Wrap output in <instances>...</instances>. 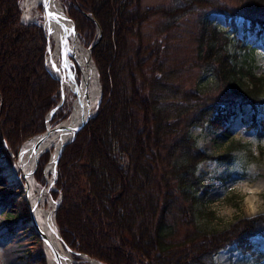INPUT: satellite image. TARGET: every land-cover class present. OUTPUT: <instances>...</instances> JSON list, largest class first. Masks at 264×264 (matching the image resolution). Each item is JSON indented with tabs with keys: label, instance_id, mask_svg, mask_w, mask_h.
Masks as SVG:
<instances>
[{
	"label": "trees",
	"instance_id": "trees-1",
	"mask_svg": "<svg viewBox=\"0 0 264 264\" xmlns=\"http://www.w3.org/2000/svg\"><path fill=\"white\" fill-rule=\"evenodd\" d=\"M240 1L237 11L213 0H185L163 15L175 21L208 8L229 13L234 26L240 15L252 29L257 25L264 29V0ZM69 3L68 12L86 46L97 38L99 29L102 32L92 51L102 100L97 115L59 158L56 190L51 195L60 199L56 223L63 243L104 264H207L229 245L248 250L253 236H264V214L239 219L223 230L199 223L198 193L206 180L197 174L198 166L210 159L228 161L231 156L201 150L190 128L224 127L251 107L253 124L263 129L260 138L264 137V122L257 120L259 109L264 108V77L247 65H238L236 56L225 49L227 35L204 17L198 24L195 62L213 67L218 82L214 92L199 84L196 90H181L164 61H159L163 54L159 48L147 58L141 56V46L131 53V39L140 37L143 21L159 11H133L139 0ZM21 14V0H0V76L8 59L7 48L2 52L4 45L15 54L16 74L31 73L29 81L24 78L27 92L15 107L8 103L7 87L0 81L4 128L0 152L7 144L13 155L28 139L46 131L48 115L61 97V83L46 64V32L38 23L22 22ZM46 86V93L40 95ZM118 104L123 107L115 115ZM66 109L65 102L49 123L54 126L67 118ZM13 116L11 127L8 118ZM49 156H41L35 172L42 184ZM3 194L0 207L10 201L9 194Z\"/></svg>",
	"mask_w": 264,
	"mask_h": 264
},
{
	"label": "rangeland",
	"instance_id": "rangeland-1",
	"mask_svg": "<svg viewBox=\"0 0 264 264\" xmlns=\"http://www.w3.org/2000/svg\"><path fill=\"white\" fill-rule=\"evenodd\" d=\"M58 1H60L67 15L70 16L68 12L70 0ZM213 1L232 9H239L237 11H240L242 7L240 0ZM25 2L26 0H21L22 22L43 24V7L39 6V15H37L36 11H32L30 19L25 13ZM183 4H185V0H139V7L133 9V11L144 13L147 9H153L159 12L151 14L143 21L140 37L133 38L130 41L131 53L141 46V56L147 58L149 53L157 47L160 53L163 52L159 61H164V68L169 73L171 72L176 86H179L181 90H196L198 88L197 84H199V87H207L210 92H214L213 89L216 88L218 82L214 74V68L204 67L195 62L199 20L207 17L218 27L222 35H227L228 42L225 45V49L236 56L235 61L238 65H247L253 70L254 74L264 77V29L259 25H257V28L252 29L250 21H246L240 15L236 16L234 26L229 13L213 12L208 8L176 17L174 18L175 21L163 15V11L175 9ZM43 30L47 34L44 28ZM4 40L8 41L5 37ZM161 48H164V51ZM9 49L11 48L8 45L2 47V52L6 51L8 59L4 63L0 81L7 87L8 103L15 107V104L17 105L19 102L20 95L27 92L28 86L25 85L24 78L29 81L31 73L28 70L27 74L20 72L16 74V71L13 70L15 54L12 55L11 50L10 54ZM144 54L146 55L144 56ZM111 62L115 63L114 58H111ZM153 62L154 60H151V63ZM75 71L76 77L79 79V67H76ZM197 80L199 83H197ZM42 89L39 92L40 95L46 93L47 86ZM72 98L73 95L71 94L67 99L66 105L68 109L73 106ZM16 101L18 102L16 103ZM121 107H123L122 104L116 106L115 115L120 111ZM25 108L27 107H23L25 112L23 114L27 115L28 110L26 111ZM259 110L257 120L264 122V108ZM2 112L3 99L0 93V135L4 132L1 120ZM253 114L251 107H247L243 115L231 118L224 127L214 128L211 124H206L202 127L193 126L190 128V132L201 150L214 156L224 153H229L231 156L228 161L206 160L200 163L197 169V174L203 176L206 180L205 186L198 193L201 198L199 202L201 220L199 223L208 229L223 230L229 228L232 223L239 219L264 214V211H260L251 215L241 214L232 219H221L211 211V206L225 198L236 184L243 181L264 183V171L257 174L249 170V164L254 159L250 152L251 143H264V137L260 138V132H263V129L253 124ZM13 118L14 116L11 120L8 118L11 127L12 122H14ZM28 142H25L24 145ZM4 146L5 151L0 152V199L4 196L3 193H8L10 196L8 200L10 201L0 207V264H47L40 250L37 249V245L42 242V237L33 223H30L31 211L25 194V179L15 181L9 178V170L16 164L20 154L13 155L11 147L9 148L7 144ZM45 174L47 176L45 184H38L41 189H48L46 204L54 203L56 210L58 200H54L51 197V193L56 188L52 185L49 187V175L46 170ZM180 228L182 230L187 229L186 227ZM250 245V248L245 251L238 248L236 244L229 245L213 255L207 264H264V236L259 234L253 236ZM73 256L75 257V254ZM75 258L81 259L80 256ZM79 264L91 263L84 260Z\"/></svg>",
	"mask_w": 264,
	"mask_h": 264
},
{
	"label": "bare ground",
	"instance_id": "bare-ground-1",
	"mask_svg": "<svg viewBox=\"0 0 264 264\" xmlns=\"http://www.w3.org/2000/svg\"><path fill=\"white\" fill-rule=\"evenodd\" d=\"M53 14L44 11L43 18L45 30L51 40V48L47 57L48 65L52 67V74L60 81L65 99L73 95L72 107L66 109L67 119L52 134L47 136L39 147L38 152L32 151L33 141L26 143L19 155V159L9 170L10 179L22 181L25 179V194L31 211L30 223L45 236L37 249L46 260L47 264H79L84 260L94 264V260L86 255L76 259L72 251L65 249L59 235L55 220V204H46L48 189H41L31 170L34 166L37 154H50V162L46 166V173L49 175V187L53 183L55 172L54 159L59 152L62 143L70 141L74 137L76 128L83 118L95 115L98 101L101 96V83L98 69L89 57L87 48L81 40L74 38L72 23L67 13L58 0H48ZM43 0H26L25 13L31 19V12L36 11L39 15V6H43ZM51 14V15H50ZM67 29V31H65ZM68 36L69 42L63 50L62 43ZM66 62V65L63 64ZM76 64L81 69V75L77 79L73 68ZM55 65V67H53ZM29 243V241H27ZM54 252L60 254L59 260H55ZM97 264H103L96 262Z\"/></svg>",
	"mask_w": 264,
	"mask_h": 264
},
{
	"label": "clouds",
	"instance_id": "clouds-1",
	"mask_svg": "<svg viewBox=\"0 0 264 264\" xmlns=\"http://www.w3.org/2000/svg\"><path fill=\"white\" fill-rule=\"evenodd\" d=\"M250 152L254 159L249 170L257 174L264 171V143H251ZM211 211L221 219L264 211V183L243 181L236 184L225 198L211 206Z\"/></svg>",
	"mask_w": 264,
	"mask_h": 264
},
{
	"label": "water",
	"instance_id": "water-1",
	"mask_svg": "<svg viewBox=\"0 0 264 264\" xmlns=\"http://www.w3.org/2000/svg\"><path fill=\"white\" fill-rule=\"evenodd\" d=\"M43 1H45V2L43 3V5H44V8H45L46 12H47V13H51V14H53V11H52L51 7L48 5V4H49V1H48V0H43ZM88 16H89V15H88ZM67 17H68L69 21H71V23H72V29H73V33H74V38L78 40V39H79V34H78V31H77L76 24H75V22L73 21V19H72L69 15H67ZM89 17L91 18V16H89ZM42 27L45 29V27L43 26V24H42ZM47 37H48V35H47ZM100 37H101V31H100V33H99L98 38H97V39H96V40H95V41H94V42H93V43L87 48V50H88V52H89V57H90L91 59H92V55H91L92 49H93V47L98 43V41L100 40ZM68 42H69V39H68V36H66L65 40H64L63 43H62L63 50L65 49V47H66V45L68 44ZM50 46H51V45H50V43H49L48 52L50 51ZM63 64L66 65V62L63 61ZM101 96H102V88H101ZM101 96H100V99H99L98 104H97V108H96L95 115L92 116V117L83 118V119L81 120L80 124H79L76 128H74V130H73V131H74V137H73L70 141H68V142H66V143H62V144L60 145V147H59V148H60V149H59V152H58L57 156H56L55 159H54L55 172H54V181H53V185L55 184V181H56V178H57V165H58V162H59V158H60V156H61V154H62L64 148L66 147V145H67L69 142H71V141L75 138V136H76L77 133L80 131V129H81L83 126H85V125H86V124H87L92 118H94V117L97 115V112H98V109H99V106H100V103H101ZM64 100H65V96H64V92H63V88H62V89H61V101L59 102V104L57 105V107H56L54 110H52V111L50 112V114H49L50 116H49V117H51V116L57 111L58 107H60V105L64 102ZM66 120H67V119H65L64 121H66ZM64 121H62L61 123H59L58 125H56V126H54V127H50V126L48 125V126H47V129H46L45 132H43V133H41V134H39V135H36L34 138L29 139V140H33V144H32V146H31L32 151H33V152H38L39 147H40V145L42 144L43 140H44L47 136H49L50 134H52L53 132H55V131H56V130L62 125V123H63ZM39 159H40V155L37 154L36 159H35L34 166H33L32 170H31L32 174L34 173L36 167L38 166ZM50 160H51V159H50ZM50 160H49V162H50ZM45 168H46V167H45ZM45 170H46V169H45ZM59 203H60V202H57V204H56V209H57ZM55 211H56V210H55ZM38 233L40 234V236H41L42 238L45 237V236L43 235V233H41L40 231H38ZM59 235H60V233H59ZM60 237H61V236H60ZM65 247H66V250H68V251H72L75 255H78V256L85 255V254H83V253H79V252L73 250L72 248H70V247H68V246H66V245H65ZM54 256H55V260H59V258H60V254H59L58 252H54ZM86 256H88V255H86ZM88 257H89V256H88ZM89 258L95 261V262H93L94 264H97L96 262H97L98 260H95L94 258H91V257H89ZM98 262H99V261H98Z\"/></svg>",
	"mask_w": 264,
	"mask_h": 264
},
{
	"label": "snow or ice",
	"instance_id": "snow-or-ice-1",
	"mask_svg": "<svg viewBox=\"0 0 264 264\" xmlns=\"http://www.w3.org/2000/svg\"><path fill=\"white\" fill-rule=\"evenodd\" d=\"M51 15V14H50ZM65 31H67V29H65ZM53 67H55V65H53Z\"/></svg>",
	"mask_w": 264,
	"mask_h": 264
}]
</instances>
